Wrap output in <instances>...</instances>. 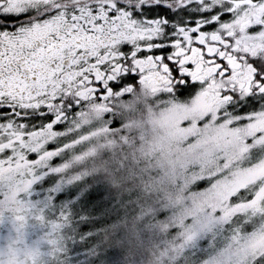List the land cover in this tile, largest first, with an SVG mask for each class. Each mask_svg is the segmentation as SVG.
<instances>
[{
  "label": "snow or ice",
  "instance_id": "snow-or-ice-1",
  "mask_svg": "<svg viewBox=\"0 0 264 264\" xmlns=\"http://www.w3.org/2000/svg\"><path fill=\"white\" fill-rule=\"evenodd\" d=\"M138 87L181 125L223 129L206 190L243 264H264V0H0V217L15 212L19 232L27 205L72 261L115 264L97 241L116 195L102 180L80 193L69 137L89 108L109 119Z\"/></svg>",
  "mask_w": 264,
  "mask_h": 264
},
{
  "label": "rangeland",
  "instance_id": "rangeland-1",
  "mask_svg": "<svg viewBox=\"0 0 264 264\" xmlns=\"http://www.w3.org/2000/svg\"><path fill=\"white\" fill-rule=\"evenodd\" d=\"M151 103L145 98L130 109L125 107L128 117L120 126L122 129L125 127L122 133L117 136L102 133L87 141V149L80 148L73 155L77 158L73 175L82 182L80 193L102 180L117 194L116 203L121 209L119 215L98 230L97 241V251L116 253L115 264H170L166 257L172 247L185 244V235L189 230L196 231L206 218L203 211L194 208L185 218L167 226L171 222L169 212L186 204V194L196 198L204 192H211L206 190L209 179L214 178L222 168L218 158L222 154L220 149L225 147L223 133L217 134L212 144H203L196 149L186 148L196 136H176L185 132L173 128L178 121L170 118L169 110H161ZM164 125H167V137H161L157 132L162 131ZM204 130L210 132L213 128ZM189 131L193 129L189 128ZM126 132L134 135L135 139L127 140V135L123 134ZM175 136L176 140L171 142L170 139ZM226 152L230 154V149ZM146 170L153 174L148 177L144 174ZM188 179H193V182L190 180L185 186ZM182 193L184 197L180 199L178 196ZM161 199L163 203H160ZM213 204L211 201L204 203V212ZM151 209L157 210L152 216ZM215 209L216 206L212 208ZM128 210L135 212L126 219L122 215ZM143 210L150 213L145 224L138 215ZM22 214L28 219L19 232L14 219L16 213L0 217L2 225L7 222V236L12 237L9 248L16 249L18 244L27 242L34 234H39L44 240H41L38 256L29 261L22 259L17 264H56L57 261L59 264H79L70 259V245L66 246L58 231L53 236L51 226L46 230L43 221L37 223L33 220L35 213L27 205ZM158 221H165V225L157 233L154 223ZM21 232L26 236L15 239L14 236ZM159 233L160 236L156 237ZM173 234L184 235L171 241L169 236ZM238 236L239 233L233 235L225 229L224 222L214 223L203 236L194 237L188 246L182 247V252L171 264H233L245 261V256L240 254L243 245ZM4 239L5 234L0 231V241Z\"/></svg>",
  "mask_w": 264,
  "mask_h": 264
},
{
  "label": "flooded vegetation",
  "instance_id": "flooded-vegetation-1",
  "mask_svg": "<svg viewBox=\"0 0 264 264\" xmlns=\"http://www.w3.org/2000/svg\"><path fill=\"white\" fill-rule=\"evenodd\" d=\"M145 98H147L149 102L151 101L152 102L151 104L154 107L160 108L161 110L170 111V108L168 105L164 104L161 100L156 99L154 95L150 91L145 89L144 87L136 88L132 92L131 97H129L126 100L125 99L114 100L112 102V108H111L112 116L109 119H105L103 111H100L96 108H89L86 114L77 117L76 121L74 122L71 128V136L69 138L72 139V138L78 137L81 140L79 147L73 152V155L80 148L87 149L88 148V146L86 147L87 141L91 138L99 136L102 133H107L108 135L111 134V135H116V136L122 133L125 127L122 129L120 126L123 124V122H125V120L128 117L126 116L128 110L125 111V107H129L130 109L135 104L137 105L140 99L143 100ZM111 119L119 120L120 125L115 128H110L109 124L111 123ZM164 127L167 128V125H164ZM173 128L179 131H187V129L189 130V128H192L193 132L202 131L206 128L207 129L213 128V131H210V132H216L218 134L223 133V129L220 126L216 124H212V123H209L206 127H197L195 126V124L181 125L179 122H175V126H173ZM201 138H202V134L199 133V135H197L196 138L193 139L192 141L188 142V144H193L198 141H202ZM52 147H54L53 144L48 145L49 150H51ZM30 158H35L34 154ZM57 163H59V159L55 158L53 161V164H57ZM56 181H58V178H56L54 182ZM6 213H15V212H6ZM260 224L262 227H264V222H261ZM0 231L4 232L5 234V239L3 241H0V251H1L0 264H15V263L17 264V263H20V261H22V259H25V258L28 261L30 259L33 260L36 256L39 255V253H41L39 248H40V245H42L41 240H44V238L40 237L39 234H34V236L27 242L18 244L16 246V249H10L9 246L12 242L11 241L12 237L7 236V233H8L7 222L3 225L0 222ZM25 236L26 234L21 232L15 235L14 237L15 239H17L19 237H25ZM229 241L225 245H227ZM243 262L244 261L233 263V264H243ZM247 264H253L252 260L248 259Z\"/></svg>",
  "mask_w": 264,
  "mask_h": 264
},
{
  "label": "trees",
  "instance_id": "trees-1",
  "mask_svg": "<svg viewBox=\"0 0 264 264\" xmlns=\"http://www.w3.org/2000/svg\"><path fill=\"white\" fill-rule=\"evenodd\" d=\"M167 131H168L167 128L163 127V130L162 131H157V132H159V135L162 137V136H165L166 135L165 132H167ZM185 132L184 133H181V134H178L176 136H182V135H188V136L194 135V136H197V135H199V133L202 134V138H201L202 141H198L196 143L189 144L186 147V148H189V149H196L198 146H203V144H212L215 141L216 136H218L217 135L218 133H216V132H208L207 130L193 132V131H189L187 129V131H185ZM123 134H126L127 135V137H128L127 140H134L135 139L134 135H130L128 132L123 133ZM176 136L173 137V138H171L170 141L173 142L174 140H176V138H177ZM166 137H167V135H166ZM183 171H184V169H183ZM144 174H147V176L149 177L153 173H152V171L150 172L149 170H146L144 172ZM190 180H191V182H193V179H188V182H187V184L185 186H187L189 184ZM178 192H176V193H178ZM115 195H117V194H115ZM185 196H186V204L184 206H182V207H179V208H173V211L172 212H169V216L171 218L170 219L171 222L167 226H171L178 219L185 218L189 214V212H192L191 210H193L194 208H198L200 211H203V215L205 216L206 220L200 225V227H198V229H196V231H193L191 229L189 230V232L185 235V236H187L185 238V244H181V245L178 244L177 246L172 247V250H171L170 255L168 257H166L167 260H169V263L170 264L173 263L174 262V258L177 257L182 252L181 251V248L184 247V246L185 247L188 246L190 244V242L194 239V237H196V236L197 237L203 236L204 233L209 228L212 227V224L224 222L223 217L222 216L214 215V210H212V208L215 207V206H216V208L219 207V202H218V200L215 197V195H214L213 192H204L202 195H200V196H198L196 198L193 197V195H190V194H188V195L186 194ZM178 197L180 199H183V197H184L183 193H182V196H178ZM208 201L214 202V204L210 207V209L208 211L204 212V206H203V204L206 203V202H208ZM160 203H163L162 202V199L160 200ZM164 204H165V202H164ZM155 211H157V210L156 209H151V216L153 215V213ZM126 212L127 213L124 214V215H122V217H125L126 219H128V217L130 215H132V212H135V211L128 210ZM144 212H146V211L143 210V211H141L138 214L139 215V218H141V220L143 221V223L148 219V216L150 215V213L147 214V213H144ZM165 221L164 222L158 221L157 223H154L155 225H157V226H155V229L157 230V233H158V231L160 230L161 227L163 229V227L165 225ZM160 233L157 234L156 237L160 236ZM180 235H184V234H180ZM180 235H178V234L170 235L169 236V239L171 241H175V240H177V239L180 238Z\"/></svg>",
  "mask_w": 264,
  "mask_h": 264
}]
</instances>
